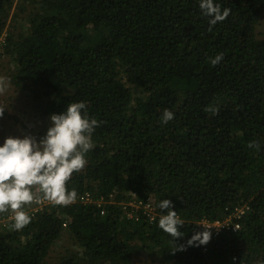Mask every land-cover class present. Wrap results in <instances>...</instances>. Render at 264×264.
<instances>
[{"label":"trees","instance_id":"trees-1","mask_svg":"<svg viewBox=\"0 0 264 264\" xmlns=\"http://www.w3.org/2000/svg\"><path fill=\"white\" fill-rule=\"evenodd\" d=\"M218 2L231 12L210 26L199 0H0V57L30 109L46 118L85 101L100 121L68 187L114 200L104 214L49 205L0 231V264H136L144 252L161 264H264V0ZM136 198L171 199L184 235L158 226L159 207L153 223L128 218L122 202ZM240 205L238 230L188 245L200 221Z\"/></svg>","mask_w":264,"mask_h":264},{"label":"clouds","instance_id":"clouds-1","mask_svg":"<svg viewBox=\"0 0 264 264\" xmlns=\"http://www.w3.org/2000/svg\"><path fill=\"white\" fill-rule=\"evenodd\" d=\"M199 7L202 15L209 17L210 26L225 20L231 12L218 0H199ZM222 60L223 53H217L211 63L216 65ZM3 115L4 110H0V117ZM174 115L165 109L161 123L166 124ZM49 119L50 126L39 138L30 134L8 135L0 143V213L11 212L10 227L14 230L31 222L26 210L31 203L43 200L68 205L77 199V190L69 188L68 181L74 172L85 167L86 154L95 146L93 133L100 121L89 116L85 101L70 102L62 112L51 113ZM158 207L167 210L159 216L158 226L177 241L184 235V220L171 199L160 200ZM200 225L205 230L194 231L187 241L189 246L204 245L211 239L209 228Z\"/></svg>","mask_w":264,"mask_h":264},{"label":"rangeland","instance_id":"rangeland-1","mask_svg":"<svg viewBox=\"0 0 264 264\" xmlns=\"http://www.w3.org/2000/svg\"><path fill=\"white\" fill-rule=\"evenodd\" d=\"M20 0H15L18 3ZM23 25L24 20H20ZM25 23V22H24ZM259 31H264V16L262 18ZM0 45V51L1 47ZM14 64L8 56L0 57V110H4L5 114L0 117V143L8 135L22 136L34 135L37 138L41 137L50 126L49 117L42 118L30 109L29 99L25 93L20 91L9 80L11 70ZM18 118V120L16 119ZM59 246L54 248L53 256L50 261H55ZM153 254L144 252L134 256L136 264H161L160 262L152 261Z\"/></svg>","mask_w":264,"mask_h":264},{"label":"built area","instance_id":"built-area-1","mask_svg":"<svg viewBox=\"0 0 264 264\" xmlns=\"http://www.w3.org/2000/svg\"><path fill=\"white\" fill-rule=\"evenodd\" d=\"M6 35L7 33L4 32V34L1 36L0 45H2L5 42ZM75 201H80L85 204L96 203L100 208L101 214H104L106 211L105 205L110 202L112 203L114 200L112 195L110 198L101 197L100 199H97L90 190H86L82 194L77 195V199ZM49 205H55V204L43 200L38 204L37 203L29 204L26 210L29 212V214L32 217L31 221L38 214L39 211H41L42 209H44ZM248 208H249L248 205L236 206L234 208V211L231 212L229 216H227L226 218L221 220L217 219L214 221H210L206 219L200 221V224L202 223L207 228H209L208 230L211 232V235L214 237L219 236L224 230L236 231L241 227V218L244 216ZM122 209L124 213L127 215V217L133 220H139L140 218L143 217L142 218L143 220L153 223L157 220L159 216L157 203L154 198L152 199L136 198L126 202H122ZM10 216H11V212L8 211L0 213V231H3L5 229H11L10 225L12 221L10 219ZM64 225L67 226L68 222H65Z\"/></svg>","mask_w":264,"mask_h":264}]
</instances>
